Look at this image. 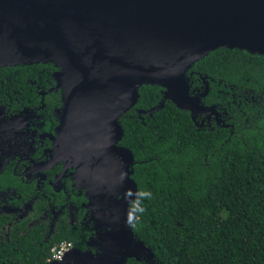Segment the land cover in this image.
<instances>
[{"label":"trees","instance_id":"16d2710c","mask_svg":"<svg viewBox=\"0 0 264 264\" xmlns=\"http://www.w3.org/2000/svg\"><path fill=\"white\" fill-rule=\"evenodd\" d=\"M58 73L64 72L53 62L0 66V87L28 93L33 82L51 92ZM185 79L190 95L200 96L208 87L211 103L222 104L237 119L236 127H229L232 135L225 132L230 139L218 140L204 129L201 115L194 117L170 99L145 114L161 103L166 87L138 89L135 104L119 117L120 144L134 156L139 194L128 228L143 245L139 259L126 264H264V55L217 47ZM55 92L46 102L59 106L64 91ZM8 221L0 217V264H49L52 248L63 242L90 248L85 231L67 218L52 233L42 220L33 226L24 220L2 237Z\"/></svg>","mask_w":264,"mask_h":264},{"label":"water","instance_id":"95a60500","mask_svg":"<svg viewBox=\"0 0 264 264\" xmlns=\"http://www.w3.org/2000/svg\"><path fill=\"white\" fill-rule=\"evenodd\" d=\"M217 47L264 55V0H0V66L53 62L62 68L56 76L67 111L62 154L111 160L104 167L127 182L129 203L139 194L131 178L134 156L118 145L119 117L145 84L166 87L161 103L145 114L168 99L194 117L206 112L208 87L190 95L185 75ZM135 217L120 235L107 237L114 264L139 259L143 245L128 228ZM78 256L94 264L92 254L76 249L49 264Z\"/></svg>","mask_w":264,"mask_h":264},{"label":"flooded vegetation","instance_id":"af4514ba","mask_svg":"<svg viewBox=\"0 0 264 264\" xmlns=\"http://www.w3.org/2000/svg\"><path fill=\"white\" fill-rule=\"evenodd\" d=\"M31 83L28 93L0 87V217L10 220L2 226V237L24 220H28L27 226L42 220L52 233L57 223L67 218L85 231L90 246H73L71 250L92 254L94 264H114L111 254L115 249L107 246V237L120 235L135 213V202L126 199L127 182L108 174L112 161L102 156L89 159L75 152L62 154L68 129L66 104L61 97L59 106L46 102L60 82L49 88L51 92ZM209 93L203 104L206 112L200 114L204 129L215 132L218 140H228L225 132L232 135L237 119L229 116L222 104L211 103L213 95L208 97ZM32 99L36 103L32 104ZM6 178L12 182L6 184ZM40 206L38 218L35 214ZM109 250L111 254L106 255ZM70 264L89 263L78 256Z\"/></svg>","mask_w":264,"mask_h":264},{"label":"built area","instance_id":"2783aa9c","mask_svg":"<svg viewBox=\"0 0 264 264\" xmlns=\"http://www.w3.org/2000/svg\"><path fill=\"white\" fill-rule=\"evenodd\" d=\"M72 248V244L68 242H63L59 246H54L52 248V257L49 260L52 261H61L65 257L66 253L70 251Z\"/></svg>","mask_w":264,"mask_h":264}]
</instances>
